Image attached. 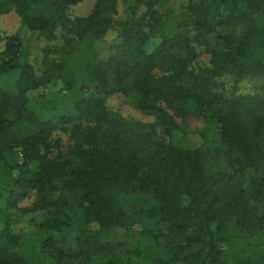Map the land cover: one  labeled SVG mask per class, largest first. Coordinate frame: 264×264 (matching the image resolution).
I'll return each mask as SVG.
<instances>
[{"label": "trees", "instance_id": "trees-1", "mask_svg": "<svg viewBox=\"0 0 264 264\" xmlns=\"http://www.w3.org/2000/svg\"><path fill=\"white\" fill-rule=\"evenodd\" d=\"M82 1L0 0V14L15 10L30 31L48 40L63 35L61 46L45 50L40 75L22 59L17 36H7L0 49V83L19 72L13 90L0 85V188L6 177L21 189L15 202L37 196L42 246L55 264H258L259 246L264 264V93L226 94L220 81H264V0H190L189 21L175 27L160 8L164 0H124L130 16L113 41L107 36L120 0H93L88 15L71 16ZM156 32L161 41L148 51ZM202 45L209 47V66L195 68ZM102 50L110 52L101 57ZM72 57L95 83V95H84L90 87L72 77ZM49 90L82 93L69 110L45 114L32 103ZM115 93L154 113V122L112 111L107 98ZM191 105L216 126L238 185H222L203 149L174 142L177 119ZM132 196L143 203L128 211L120 200ZM14 220L0 227V264H29L13 248L20 244ZM149 220L155 229L147 228ZM116 227L141 232L153 248L119 251L102 240Z\"/></svg>", "mask_w": 264, "mask_h": 264}, {"label": "rangeland", "instance_id": "rangeland-1", "mask_svg": "<svg viewBox=\"0 0 264 264\" xmlns=\"http://www.w3.org/2000/svg\"><path fill=\"white\" fill-rule=\"evenodd\" d=\"M202 0H192V2H200ZM190 0H164L160 6L163 13L168 14L170 17V25L173 27L177 24H184L189 21L188 13L189 6L192 3ZM93 0H84L71 9V16H86L93 7ZM130 16L129 2L120 0L118 5V14L116 15V23L110 29L107 39L113 41L118 36V25L122 20ZM180 20V21H178ZM178 21V22H177ZM261 21V20H260ZM258 21V22H260ZM177 22V23H176ZM181 22V23H180ZM167 27V25H166ZM171 29V28H169ZM176 29H174L175 31ZM241 30V28H238ZM17 36L21 41V57L23 60L30 62L36 69L37 75L43 71V58L44 52L47 49H54L63 44V35L59 32L56 39L48 40L39 31H30L21 21L20 16L15 10L0 14V49L4 46L7 36ZM216 34L211 33L209 37L212 39ZM161 41L158 32L151 35L147 42L146 49L148 51L154 50ZM219 48V46L215 45ZM255 50V49H254ZM253 50V51H254ZM110 52L106 50L99 51L101 57L108 55ZM199 57L195 63V68L209 66L210 53L207 45L198 47ZM50 59L53 61L61 60L59 53H51ZM72 67L70 71L74 74L72 77L79 80V85L86 83L90 89H85L84 95L92 96L97 93L95 83L87 80V75L79 70L77 66L79 59L77 57L69 58ZM19 72L15 71L4 75L0 85L5 90H13L18 79ZM220 81L224 84L226 94H263L264 81L260 77H247L239 84H234L233 80L229 77H222ZM47 99L37 100L32 105L45 114L54 112H65L69 110L75 98H78L82 92L61 93L47 91ZM107 106L112 111H117L124 117L141 122H154L155 114L148 113L137 109L131 102V98L122 93H115L107 98ZM181 124V129L176 130L173 135L175 143L185 147L196 148L200 147L207 154L208 165L211 166V171L219 172L223 177L222 185L226 187H234L238 185L237 179L232 176V168L228 162V158L222 149L221 142L217 136V128L214 124L210 123L207 118L197 114L193 105L189 108V113L184 119L178 118ZM62 136L66 141L67 136L64 133H58V137ZM17 159L21 162V154H17ZM21 191L19 187L14 185V181L7 180L4 177L3 186L0 188V227L4 228L5 219L12 216L15 220L11 224L12 231L20 235L19 247L15 244L14 249L20 250L28 259L29 264H55L47 250L42 246L46 233L39 230L38 223L42 219L43 210L34 209V202L37 196L31 192L26 197L15 202L17 194ZM123 207L132 211L133 206L143 203V199L138 196L128 197L120 200ZM10 226V227H11ZM92 227L96 228L97 224L92 223ZM147 228L155 229L156 222L149 220L146 223ZM228 233L234 231L233 227H228ZM77 232V225L72 226L68 231L66 244L73 246L72 237ZM61 240V239H60ZM102 240L110 244H118L119 251L126 248L141 247L146 252L153 248L148 237L141 232L134 230L131 227H116L110 229L102 234ZM233 239L230 241L232 243ZM61 244V241H59ZM58 244V245H60ZM231 244L227 245L230 247ZM256 258L259 260L258 264H262L261 247L255 250ZM146 257V256H144Z\"/></svg>", "mask_w": 264, "mask_h": 264}]
</instances>
